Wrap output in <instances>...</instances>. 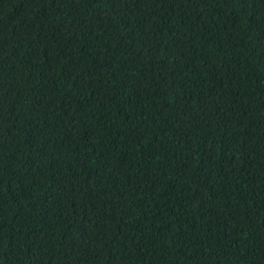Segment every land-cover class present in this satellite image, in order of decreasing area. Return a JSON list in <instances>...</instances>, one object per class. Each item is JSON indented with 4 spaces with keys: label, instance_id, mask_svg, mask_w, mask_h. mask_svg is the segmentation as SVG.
<instances>
[{
    "label": "trees",
    "instance_id": "obj_1",
    "mask_svg": "<svg viewBox=\"0 0 264 264\" xmlns=\"http://www.w3.org/2000/svg\"><path fill=\"white\" fill-rule=\"evenodd\" d=\"M0 264H264V0H0Z\"/></svg>",
    "mask_w": 264,
    "mask_h": 264
}]
</instances>
